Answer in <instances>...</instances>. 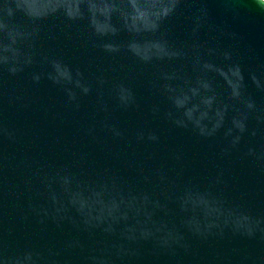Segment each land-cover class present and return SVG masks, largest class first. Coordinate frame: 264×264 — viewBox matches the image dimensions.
Segmentation results:
<instances>
[{"label":"water","instance_id":"1","mask_svg":"<svg viewBox=\"0 0 264 264\" xmlns=\"http://www.w3.org/2000/svg\"><path fill=\"white\" fill-rule=\"evenodd\" d=\"M3 3L4 0H0V25L6 18ZM16 3L19 11L25 9L27 0H16ZM248 4V17L234 24L233 30L243 34L245 43L251 44L255 50L254 58L244 62L246 71L249 68L264 71V12L261 11L264 9V0H248ZM209 7L214 19L220 22L223 15L219 7L216 4H210ZM56 8L63 9V12L49 18L45 27V33L48 28L55 29L56 38L50 39L42 34L35 41L38 53L36 62L19 77H4L6 90L23 92L25 99L21 103L28 104L27 108H21L19 104L8 103L7 99L3 103V122L9 129L15 130L16 136L14 143L7 139L0 142V219L4 239L11 250L29 245L55 246L60 249L65 241L77 236L69 224L60 229L51 222L41 225L31 215L24 218L29 203L49 206L44 196L36 195L41 185L33 173L41 165L72 164L73 153L85 154L86 162L84 169H72L76 179L65 176L60 182L61 186L54 187L52 195L57 213L67 212V205L70 204L73 217H88L97 222L111 217L121 226H127L129 231L162 226L150 210L151 202L138 197L143 192L153 191L151 186L140 180L139 169L143 168L147 172L163 165L174 177L177 172L181 173L180 182L191 179L201 184L223 169L228 182L226 194L233 199L243 197L242 203L250 213L264 217V171L241 159L239 153L222 156V133L204 139L191 130L176 128L163 119L162 113L168 105L149 90L147 80L158 72L169 71L177 62L154 60L151 65L141 66L126 52L111 57L91 46L85 36L86 21H80L70 28L65 27V14H81L80 0H55L54 5L33 4L27 10L34 15H43L49 9ZM93 8L103 19L101 27L107 26L110 15L115 23H120L121 18H128L129 27L133 29L138 23L148 27V14L137 12L133 16L129 12L127 0H121L119 7L109 6L100 0V3L93 4ZM141 15L143 20L139 19ZM168 28L174 43L181 44L187 40L188 25L185 19L174 21ZM128 38L127 32H122L119 37L121 41ZM149 38L150 34L145 31L144 39ZM30 43L24 45L25 49ZM141 54L152 55L150 45L146 44ZM43 57L62 59L72 69L73 77L79 70L93 84V95L84 98L79 113L65 108L62 91L49 80L42 79L39 85L31 83L30 73L46 76L52 71ZM211 59L213 63L202 71L214 79V91H204L206 81L198 79L197 74L191 71H187L182 80L174 82L177 86L176 102L182 109V118L194 123H218L224 105L232 104L227 98L228 85L232 79L227 70L228 62L219 56ZM101 75L107 80L103 93L110 103L115 102L113 90L121 82L131 85L137 95L138 109L114 113L120 127L128 132L127 141H114L103 135L93 141L83 132V126L101 118L94 104L96 78ZM247 91L258 105H264V93L257 91L251 84ZM153 105L160 106L161 115H152ZM231 115L229 110V119ZM137 130L155 131L160 137L159 143L137 144L134 139ZM176 154L181 156L179 161L174 159ZM105 170L118 175L126 183L120 185L98 181L97 173ZM153 194L158 195L157 192ZM186 203L191 207L187 223L192 229H199L204 224L213 226L222 218L231 219L238 228L245 226L243 218L230 217L228 209L199 193L190 192ZM79 238L89 245L93 243L86 234H79ZM95 239H101L100 235L97 234ZM85 255L75 252L62 259L66 258L68 264H86ZM132 264H264V240L260 239L259 234L254 239L228 235L223 240H209L207 243L193 240L192 253H181L177 257L158 251L151 242H145L140 245V255Z\"/></svg>","mask_w":264,"mask_h":264},{"label":"clouds","instance_id":"2","mask_svg":"<svg viewBox=\"0 0 264 264\" xmlns=\"http://www.w3.org/2000/svg\"><path fill=\"white\" fill-rule=\"evenodd\" d=\"M104 2L109 6L119 7L121 0ZM49 3L54 5L55 0H27L25 9L17 11L19 5L16 0H4L6 18L0 25V142L7 139L14 143L16 139L15 130L9 129L3 122L5 99L10 104H19L21 108L28 107L27 103H21L25 99L23 92L16 89L6 90L4 77H19L36 62L38 53L35 50V41L42 34H46L50 39L56 38L57 33L53 28H48L45 33L46 21L63 12V9L56 8L49 9L43 15H34L27 9L33 4L42 6ZM94 3L98 4L100 0H80L81 14H65V27L70 28L80 21H86L87 43L111 57H116L123 51L141 66L151 65L154 60L177 62L169 71L158 72L147 80L149 90L160 96L168 105L162 113L163 119L176 128L191 130L204 139H211L222 133V156L239 153L241 159L264 171V105H258L247 91L251 84L257 91L264 93V71H258L257 68H249L246 71L244 62L254 58L255 50L251 44L245 43L243 34L233 30L234 24L248 17V0H127L129 12L133 16L137 12L148 14V27L138 23L135 29L129 27L128 18H121L120 23H115L111 15L107 26L101 27L103 19L95 12ZM210 4L219 7L223 15L220 22L212 16ZM261 11L264 12V9ZM181 18L187 21V40L176 44L170 37L168 25ZM139 19L143 20V15ZM145 31L150 34L147 40L144 39ZM122 32L128 33L127 40L119 39ZM29 41L31 43L25 49L24 45ZM146 44L150 45V56L141 54ZM217 56L228 62L227 70L232 79L228 85L227 98L232 104L224 105L223 115L218 123H194L183 119L182 109L176 102L177 86L174 82L182 80L185 73L191 71L197 74L198 79L206 81L204 91H214V79L202 70L213 63L212 57ZM42 59L50 64L52 71L46 76L36 72L30 73L31 83L39 85L42 79L49 80L54 87H59L62 91L65 108L79 113L84 98L93 95V84L87 81L79 70L73 77L72 69L63 63L62 59ZM106 83L103 75L96 78L94 104L101 118L83 126V132L93 141L99 140L101 135L114 141H127L128 132L120 127L114 113L138 109L137 95L131 85L121 82L113 90L115 102L110 103L103 93ZM229 110L232 113L230 119ZM151 113L154 117L161 115L160 106L153 105ZM134 139L137 144H157L160 137L152 130H137ZM73 157L72 164H53L47 167L41 165L33 173L41 185V188L36 190V195L44 196L49 201V206L29 203L24 218L27 219L28 215H31L41 225L51 222L60 229L69 224L77 236L65 241L60 249L55 246L29 245L11 250L4 239L0 219V264H68L67 259L62 257L75 252L86 253V264H132L140 255V245L145 242H151L158 251L177 257L181 253H192L193 240L207 243L209 240H223L228 235L254 239L257 234L264 240V217L250 213L242 203L243 197L233 199L226 194L228 182L223 169L201 184L191 179L180 182L181 173L177 172L174 177L163 165L147 172L140 168V180L143 184L151 186L153 191L141 193L138 199L147 198L151 202L150 210L162 226L129 231L127 226H121L111 217L102 222L83 216L73 217L70 214V204L67 205V212L57 213L52 195L54 187L61 186L60 182L65 176L76 179L73 168L84 169L85 154L73 153ZM174 159L179 161L181 156L176 154ZM97 179L106 184L126 183L108 170L97 173ZM154 192L158 195H154ZM190 192L199 193L209 201L225 207L229 210L230 217L243 218L245 226L238 228L231 219L222 218L213 226L204 224L199 229L190 228L187 221L191 207L186 203ZM81 233L86 234L93 243L89 245L81 240ZM97 234L101 239H95Z\"/></svg>","mask_w":264,"mask_h":264}]
</instances>
